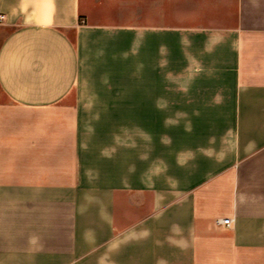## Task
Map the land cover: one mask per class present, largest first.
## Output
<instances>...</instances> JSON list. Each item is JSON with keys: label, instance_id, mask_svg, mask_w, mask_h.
<instances>
[{"label": "crops", "instance_id": "1", "mask_svg": "<svg viewBox=\"0 0 264 264\" xmlns=\"http://www.w3.org/2000/svg\"><path fill=\"white\" fill-rule=\"evenodd\" d=\"M132 8L0 0V264H264V0H140L234 19L118 27L139 35L141 85L105 104L139 110V163L81 178L85 66L118 33L81 10Z\"/></svg>", "mask_w": 264, "mask_h": 264}, {"label": "rangeland", "instance_id": "2", "mask_svg": "<svg viewBox=\"0 0 264 264\" xmlns=\"http://www.w3.org/2000/svg\"><path fill=\"white\" fill-rule=\"evenodd\" d=\"M133 5V10H81L86 21L117 27L115 44L109 43V63L89 62L85 66V104L81 111L80 153L81 178L91 183L99 176L97 170L109 166H138L140 112L131 103L127 109L109 110L108 100L118 105V97L111 94L123 90H138L140 79V39L139 35H127L126 28L133 26L137 31L141 25L158 24L165 28L183 25L225 24L234 19L235 10H139L140 0H125ZM150 1V0H149ZM121 33V34H120ZM2 32L0 30V42ZM104 50V49H103ZM104 52V51H103ZM102 52V53H103ZM101 56L102 59H104ZM113 57V58H111ZM170 81V80H169ZM110 92V93H109ZM110 98V99H109ZM127 107V106H126ZM119 108V107H118ZM170 112L166 111L165 114ZM163 126L164 166H172L173 128L171 117L164 116Z\"/></svg>", "mask_w": 264, "mask_h": 264}, {"label": "built area", "instance_id": "3", "mask_svg": "<svg viewBox=\"0 0 264 264\" xmlns=\"http://www.w3.org/2000/svg\"><path fill=\"white\" fill-rule=\"evenodd\" d=\"M0 19L2 20L3 17H0ZM231 221H232V220H231L230 218H227V219H224V220H220V221H218L217 223H218V224L225 225V226H230Z\"/></svg>", "mask_w": 264, "mask_h": 264}]
</instances>
